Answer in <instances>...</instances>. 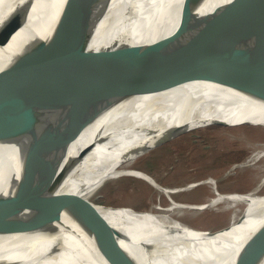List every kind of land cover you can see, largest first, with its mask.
<instances>
[{
  "label": "water",
  "instance_id": "1",
  "mask_svg": "<svg viewBox=\"0 0 264 264\" xmlns=\"http://www.w3.org/2000/svg\"><path fill=\"white\" fill-rule=\"evenodd\" d=\"M32 1L24 0L0 25V143L24 142L21 149L34 145V152L50 153L57 147L44 148L38 142L28 144L29 140L60 126L89 124L148 86L163 88L209 76L208 67L215 61L221 63L222 70L209 80L211 83L264 102V0H169V6L164 0H149L153 5L160 1L151 8L157 17L177 4L174 31L163 34L166 27L161 21L153 23L157 27L145 26L144 30L139 25L142 35L154 32L161 36L142 44L127 40L99 51L88 49V44L113 0H65L41 34L30 30L27 36L12 40ZM137 2L118 0L114 9L120 8L116 11L122 24L134 21L137 5L148 8L145 2ZM107 24H114V17L108 18ZM195 46L200 47L187 55ZM249 124L256 125L210 119L152 134L161 144L202 127ZM11 169L0 182V234H32L48 228L44 217L48 214H36L37 207L12 209L22 199L20 189L27 188L40 194L51 207L50 215L89 240L103 258L139 264V257L126 244L138 245L151 256H163L157 241L130 238L88 218L100 216L101 211L130 207L104 205L79 194L60 192L64 174L41 159L13 157ZM230 228L208 231L209 237L224 239L223 232ZM209 257L217 260L210 264H264V223L228 261L224 254Z\"/></svg>",
  "mask_w": 264,
  "mask_h": 264
},
{
  "label": "bare ground",
  "instance_id": "2",
  "mask_svg": "<svg viewBox=\"0 0 264 264\" xmlns=\"http://www.w3.org/2000/svg\"><path fill=\"white\" fill-rule=\"evenodd\" d=\"M134 1L145 2L148 8L142 7V3L137 5L134 21L126 24L120 22L121 17L116 11L120 8L114 9L118 0L112 1L109 11L90 40L88 49H111L117 43L127 40L132 44L150 42L161 34L153 32L151 36L142 35L139 25L144 30L145 26L157 27L153 23L157 22L159 25L158 21L166 27L163 34L168 35L174 31L177 4L165 15L157 17L154 13L156 10L152 11L151 8L159 6L160 1H156L158 5L151 4L149 0ZM164 1L168 6L172 2ZM23 2L24 0H0V25ZM64 2L65 0H33L27 7L23 26L12 40L27 36L30 30L41 34L58 10H61ZM110 17H114V24L105 25ZM199 47L195 46L187 55H192ZM208 68L209 76L191 78L163 88L148 86L89 124L63 129L60 126L50 129L47 135L29 140L28 144L34 141L44 148L57 147L50 153H36L34 145L21 149L24 142L0 143V182L12 170V158L21 156L41 159L56 167L65 178L60 192L79 194L90 200L105 182L124 176L136 177L164 195L170 204L162 207L161 197L157 196V203L146 210L134 212L130 208H119L101 211L100 216L88 218L98 226L102 225L130 238L146 237L157 241V249L164 250L160 254L163 255L161 258L144 253L138 245L126 244L139 257V264H210L217 261L210 260V254H224L228 261L261 229L264 223V194L257 193L256 189L245 193H222L213 187L215 196L206 202H177L172 195L203 184L215 186L216 181L208 178L184 187L167 188L160 186L148 174L130 166L160 144L155 135L182 124L192 126L197 121L215 119L230 124L252 122L256 125L249 124L251 127L264 129V102L243 91H233L211 83L209 80L222 70L219 61L213 62ZM153 132L156 134H152ZM263 157L264 150L252 158L256 161ZM262 182L264 178L260 184ZM20 192L22 199L12 209L37 207L34 210L36 214H48L44 217L49 226L44 231L32 234H0V264H128L98 255L89 240L72 232L60 218L50 215L51 207L40 194L27 188H21ZM218 204L241 206L242 213L240 210L238 212L244 217L223 232L224 239L209 237L210 232L188 226L173 218L170 213L178 209L203 212Z\"/></svg>",
  "mask_w": 264,
  "mask_h": 264
},
{
  "label": "rangeland",
  "instance_id": "3",
  "mask_svg": "<svg viewBox=\"0 0 264 264\" xmlns=\"http://www.w3.org/2000/svg\"><path fill=\"white\" fill-rule=\"evenodd\" d=\"M263 150L264 129L249 125H213L161 143L130 166L167 188L184 187L208 178L215 180V186L203 184L172 195L177 202L203 203L214 198L213 187L222 193H245L256 189L257 193L264 194V182L260 184L264 178V157L256 161L252 158ZM235 167L238 168L232 171ZM102 186L91 199L104 205L146 210L157 203V196L161 197L162 207L170 204L155 188L133 176L110 180ZM227 205L218 204L203 212L178 209L170 213L188 226L215 231L234 224L241 217V206Z\"/></svg>",
  "mask_w": 264,
  "mask_h": 264
}]
</instances>
